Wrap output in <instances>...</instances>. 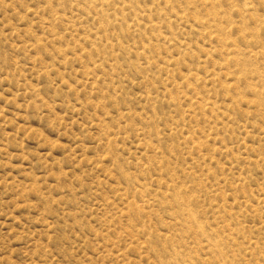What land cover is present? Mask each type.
<instances>
[{
	"label": "rangeland",
	"instance_id": "rangeland-1",
	"mask_svg": "<svg viewBox=\"0 0 264 264\" xmlns=\"http://www.w3.org/2000/svg\"><path fill=\"white\" fill-rule=\"evenodd\" d=\"M0 264H264V0H0Z\"/></svg>",
	"mask_w": 264,
	"mask_h": 264
}]
</instances>
